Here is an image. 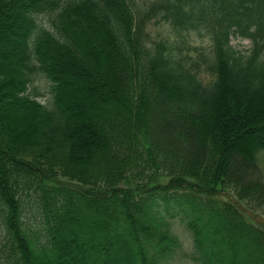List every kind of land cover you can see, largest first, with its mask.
<instances>
[{"label": "trees", "instance_id": "1", "mask_svg": "<svg viewBox=\"0 0 264 264\" xmlns=\"http://www.w3.org/2000/svg\"><path fill=\"white\" fill-rule=\"evenodd\" d=\"M263 97L264 0H0V264H264Z\"/></svg>", "mask_w": 264, "mask_h": 264}, {"label": "rangeland", "instance_id": "2", "mask_svg": "<svg viewBox=\"0 0 264 264\" xmlns=\"http://www.w3.org/2000/svg\"><path fill=\"white\" fill-rule=\"evenodd\" d=\"M162 27H163L162 24L156 25L155 23H153L151 30L157 33L160 29L162 31L163 29ZM230 45L235 51H239L240 53H246L249 49H251V41L240 38L239 36H231ZM100 46L101 45H99V43H92L90 48L91 53L87 52V54H85L84 56H78V57L73 56V58H68L65 60H61V58L56 57L57 59L56 64L59 68L62 69L64 75V82L67 83L66 91L71 95L74 93L75 96H79L80 98H90L88 95V91L90 88L88 87L87 84H85L83 80V75L84 77H86L88 73L86 70L103 71L105 67L108 66L107 61H105V59L101 55L102 50L100 51L101 49ZM97 52L99 54H97ZM63 54L65 55V53ZM78 63L83 65L84 70L76 67V64ZM33 87L36 89V91H38L42 95L39 101L45 103L49 97L48 81L43 76H37L33 84ZM250 101L251 102L246 105L245 116L246 117L250 116L252 118L251 121L248 122L249 124H256L259 122L260 119L264 117V97L261 99L252 98ZM16 116L22 118L24 114L17 113ZM31 118L32 117H30L29 120L28 119L26 120L27 121L32 120V122H34L33 119ZM252 143H253V139L245 140V142L242 144V147L244 149H247ZM254 218L258 222L264 223V217H254ZM180 232L182 234L183 230L180 229ZM183 236L184 239L186 240L185 246L187 248L190 246V242L185 238L184 234Z\"/></svg>", "mask_w": 264, "mask_h": 264}, {"label": "bare ground", "instance_id": "3", "mask_svg": "<svg viewBox=\"0 0 264 264\" xmlns=\"http://www.w3.org/2000/svg\"><path fill=\"white\" fill-rule=\"evenodd\" d=\"M16 38H18V37H16Z\"/></svg>", "mask_w": 264, "mask_h": 264}]
</instances>
